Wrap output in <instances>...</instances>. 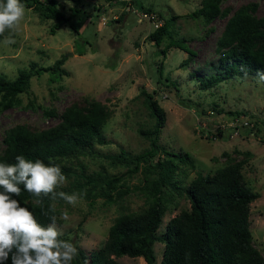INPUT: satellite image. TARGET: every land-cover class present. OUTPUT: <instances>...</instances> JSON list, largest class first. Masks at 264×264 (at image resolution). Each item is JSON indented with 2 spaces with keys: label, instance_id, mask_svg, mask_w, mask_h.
<instances>
[{
  "label": "rangeland",
  "instance_id": "1",
  "mask_svg": "<svg viewBox=\"0 0 264 264\" xmlns=\"http://www.w3.org/2000/svg\"><path fill=\"white\" fill-rule=\"evenodd\" d=\"M56 1L68 19L53 31L54 19L26 7L15 32L6 31L0 38V75L5 78L12 79L30 62L45 66L60 56L65 69L54 81L48 79V71L30 75L10 104L0 105V151L2 136L15 124L39 130L54 125L70 104L84 108L90 100L109 109L101 128L106 142L94 144V154L64 159L74 171L59 188L84 195L75 206L60 198L52 200L63 233L60 239L85 251L98 248L117 216L147 205L148 183L154 174L143 164L133 169L109 158L120 149L134 154L149 146L138 132L154 121L140 93L144 88L164 110L158 143L169 151H186L193 160V167L178 163L173 176L179 184H186L197 172L211 174L239 165L246 184L257 193L248 204L249 240L264 260V78L236 74L206 88L198 80L217 67L216 41L226 19L251 1L256 3L253 14L262 15L264 0H220L222 13L209 22L190 15L200 0ZM161 24L168 32L156 45L148 35ZM8 37L15 42L6 44ZM177 39L193 54L174 45ZM112 176L111 185H105L103 179ZM162 202L157 233L168 218L189 207L186 195L170 188L162 189ZM162 246L161 241L153 242L155 263ZM115 264L145 262L141 256L123 254L115 257Z\"/></svg>",
  "mask_w": 264,
  "mask_h": 264
},
{
  "label": "trees",
  "instance_id": "2",
  "mask_svg": "<svg viewBox=\"0 0 264 264\" xmlns=\"http://www.w3.org/2000/svg\"><path fill=\"white\" fill-rule=\"evenodd\" d=\"M21 3L25 7H32L45 18L54 19L51 31L68 19L57 7L56 0H21ZM219 3L220 0H200L199 6L190 15H200L205 22H209L222 13ZM255 7L254 1L241 4L226 19L216 41L219 53L217 67L212 73L198 78L203 88L242 73L264 78V13L254 15ZM69 25L76 29V26ZM167 32L166 26L161 24L148 37L157 45ZM173 44L189 55L193 54L181 39ZM62 61L63 56L45 66L30 62L27 68L18 69L12 79L0 75V105H9L10 98L26 87L32 74L48 71L50 81L59 79L65 73L60 66ZM140 93L154 118L151 127L138 128V132L148 139L149 146L134 154L120 149L110 154L109 158L127 163L133 169L143 164L147 171L154 174L148 183L149 201L139 211L117 216L109 225L106 239L100 247L85 251L75 245L79 255L72 264H115V257L123 254L141 256L145 264H263L262 256L249 240L248 204L257 193L246 184L239 165L230 164L211 174L197 172L186 184H179L173 176L178 163L193 167V160L186 151H169L158 143L164 110L144 88L140 89ZM109 113L105 105L90 100L84 108L70 104L54 125L39 130L15 124L2 136L0 163L14 164L15 157L23 155L33 162L39 159L45 164L59 165L67 177L74 170L64 159L81 153L94 154V144L106 142L101 128ZM87 179L90 180L88 176ZM114 179L113 176L106 177L103 182L110 186ZM18 186L21 193L13 198L32 211L37 221L47 227L51 223L50 217L55 215L52 199L43 195L36 197L26 191L22 184ZM165 188L183 192L189 207L168 218L163 231L157 233L164 212L162 189ZM0 191L3 189L0 188ZM55 191L65 192L63 188ZM155 240L163 243L157 263L153 251ZM6 264H12L11 257Z\"/></svg>",
  "mask_w": 264,
  "mask_h": 264
},
{
  "label": "clouds",
  "instance_id": "3",
  "mask_svg": "<svg viewBox=\"0 0 264 264\" xmlns=\"http://www.w3.org/2000/svg\"><path fill=\"white\" fill-rule=\"evenodd\" d=\"M26 14L21 0L0 2V36L6 31L14 33ZM4 42L15 41L8 37ZM15 160L14 164L0 163V264H6L9 257L12 264H72L79 252L71 242L59 239L63 233L57 227V217L51 216V223L45 227L13 196L20 195L21 184L36 197L60 198L73 206L84 194L55 191L67 180L59 165L39 159L33 162L23 155ZM62 219L67 220V215Z\"/></svg>",
  "mask_w": 264,
  "mask_h": 264
},
{
  "label": "built area",
  "instance_id": "4",
  "mask_svg": "<svg viewBox=\"0 0 264 264\" xmlns=\"http://www.w3.org/2000/svg\"><path fill=\"white\" fill-rule=\"evenodd\" d=\"M144 16H146V13H143Z\"/></svg>",
  "mask_w": 264,
  "mask_h": 264
}]
</instances>
